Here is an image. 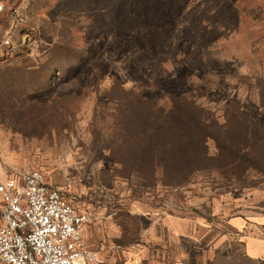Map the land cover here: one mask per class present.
<instances>
[{"label": "rangeland", "instance_id": "obj_1", "mask_svg": "<svg viewBox=\"0 0 264 264\" xmlns=\"http://www.w3.org/2000/svg\"><path fill=\"white\" fill-rule=\"evenodd\" d=\"M0 3L1 180L38 168L73 204L83 188L95 203L120 204L142 179L130 156L143 151L150 162L163 147V131L147 132L152 114L187 98L213 121L206 154L179 138L171 156L187 154L190 167L174 160L166 181L145 168V197L232 208L264 184V0Z\"/></svg>", "mask_w": 264, "mask_h": 264}, {"label": "crops", "instance_id": "obj_2", "mask_svg": "<svg viewBox=\"0 0 264 264\" xmlns=\"http://www.w3.org/2000/svg\"><path fill=\"white\" fill-rule=\"evenodd\" d=\"M137 186L120 204L95 203L84 188L83 204H73L87 216L83 244L98 264H264V184L232 208L215 200L195 211L145 197L142 179Z\"/></svg>", "mask_w": 264, "mask_h": 264}, {"label": "built area", "instance_id": "obj_3", "mask_svg": "<svg viewBox=\"0 0 264 264\" xmlns=\"http://www.w3.org/2000/svg\"><path fill=\"white\" fill-rule=\"evenodd\" d=\"M4 10L0 3V14ZM12 43L9 35L2 46ZM2 56L0 48V63ZM86 223L41 169L0 179V264H98V255L83 244Z\"/></svg>", "mask_w": 264, "mask_h": 264}, {"label": "trees", "instance_id": "obj_4", "mask_svg": "<svg viewBox=\"0 0 264 264\" xmlns=\"http://www.w3.org/2000/svg\"><path fill=\"white\" fill-rule=\"evenodd\" d=\"M54 77H56V75ZM181 101L185 102L186 104H190V107L187 106V109L182 108L181 106L186 104L182 103ZM181 101L177 104L175 103V101H172L173 110L166 113L165 115H163L162 113L157 115L152 114V126L149 127V131L147 130V132H150L151 134H158L160 131H163L166 135V138L163 143V147H160L158 151L151 157L150 162L147 161V157L144 155L143 151L134 155L132 154L130 156L128 163V165H130V174L140 175L145 184H148V180L150 179L147 176V170L145 168L149 167L152 169L150 172L153 179L156 180L157 173L161 172L162 180L166 181L171 167L175 164L174 160L178 162V168H182L185 165L187 168L190 167L191 157H188L187 154H185V156H181L180 158H174L171 156V153L174 151L175 147L179 145V143H182L179 138L185 141L183 145L184 149L188 147L197 150L199 149V151L202 150V153L206 154L205 144L207 140L212 139V134L209 131V127L213 125V121L209 116L201 115L199 110H197L196 112V108L193 106V102L189 101L187 98L182 99ZM180 135H183V137ZM196 136L197 138H199V143H197L196 141ZM126 143V141L122 140L121 142H119V145L124 146L126 145ZM155 144L158 145L159 143H157L156 141ZM248 153L249 151L247 150L245 154ZM114 159L115 158H113V162L115 161L120 165L122 164L121 166H124V164L126 163L124 160H118L117 162ZM180 172L184 174L188 173V170L183 169L180 170ZM189 175L190 174L188 173L187 177ZM129 176H127L126 178H128Z\"/></svg>", "mask_w": 264, "mask_h": 264}]
</instances>
